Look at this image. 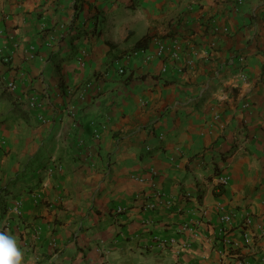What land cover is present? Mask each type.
<instances>
[{"label":"crops","instance_id":"0c3cea01","mask_svg":"<svg viewBox=\"0 0 264 264\" xmlns=\"http://www.w3.org/2000/svg\"><path fill=\"white\" fill-rule=\"evenodd\" d=\"M0 138L25 264H264V0H0Z\"/></svg>","mask_w":264,"mask_h":264},{"label":"built area","instance_id":"2783aa9c","mask_svg":"<svg viewBox=\"0 0 264 264\" xmlns=\"http://www.w3.org/2000/svg\"><path fill=\"white\" fill-rule=\"evenodd\" d=\"M237 4L239 6L242 5V1H238ZM179 44L175 41L174 42V45H173V49H176L177 46ZM178 49V48H177ZM168 48L163 44V43H158L157 45V49L155 51V56L157 58H163L164 54L168 52ZM170 53V56L171 58H173L174 60L178 59L179 58V55L176 51H171V52H168ZM237 62L240 64V65H244L245 63V58L244 56L242 55H238L237 57ZM189 64V61H185V65L187 66ZM184 65V66H185ZM164 71V69H163ZM119 73L120 74H123L124 73V70L123 69H120L119 70ZM7 88L10 90V91H14L15 90V85L14 83H9L7 84ZM28 103L31 107H41V102H39L37 100L36 97H30L29 100H28ZM95 137H98L95 135ZM4 142L3 140L0 138V146L3 145ZM151 149L149 147L146 148V151L149 152ZM139 181H142L140 179H138ZM227 183V178L225 177H218L217 179V188H218V191H220ZM147 209H152L153 208V205H149L146 207ZM122 212V209L121 208H118L116 210V213H121ZM231 220V215H224L223 217H221V222L223 224H228ZM251 225V220L247 217L244 221V233H243V237L245 239V242L248 243L251 239V235L249 234L248 232V227ZM181 231H186V232H193V228L191 227V225L189 224H183L181 227ZM221 238H220V243H221V249L218 250V255H219V258H220V264H223L225 262H227V259H236L238 261L237 264H249L248 262H245L243 261L241 258H240V254L237 253V250H236V245L234 243H232L229 239H227L226 237V228L223 226L222 229H220V232H219ZM175 244V240L171 239V240H160L158 242V245L160 247H163V248H166L167 246H172ZM188 247V244L187 243H184L182 245H180L178 247V250H177V254H180L182 251H185V249Z\"/></svg>","mask_w":264,"mask_h":264},{"label":"clouds","instance_id":"9594fccd","mask_svg":"<svg viewBox=\"0 0 264 264\" xmlns=\"http://www.w3.org/2000/svg\"><path fill=\"white\" fill-rule=\"evenodd\" d=\"M0 264H25L17 238L7 231H0ZM27 264H32L31 260Z\"/></svg>","mask_w":264,"mask_h":264},{"label":"trees","instance_id":"16d2710c","mask_svg":"<svg viewBox=\"0 0 264 264\" xmlns=\"http://www.w3.org/2000/svg\"><path fill=\"white\" fill-rule=\"evenodd\" d=\"M148 37H144L143 39H141L138 43V47H141L142 45H144L147 41H148ZM3 192V190L1 191ZM0 209H1V216H4L5 215V212H6V207L4 205V203H1L0 204Z\"/></svg>","mask_w":264,"mask_h":264}]
</instances>
